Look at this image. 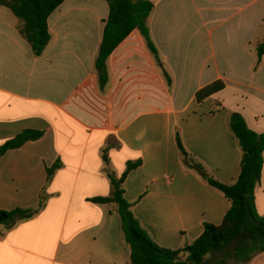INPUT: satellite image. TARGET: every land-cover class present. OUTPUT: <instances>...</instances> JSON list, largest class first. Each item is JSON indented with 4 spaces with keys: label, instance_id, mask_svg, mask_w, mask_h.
I'll list each match as a JSON object with an SVG mask.
<instances>
[{
    "label": "crops",
    "instance_id": "0c3cea01",
    "mask_svg": "<svg viewBox=\"0 0 264 264\" xmlns=\"http://www.w3.org/2000/svg\"><path fill=\"white\" fill-rule=\"evenodd\" d=\"M148 1L161 68L133 31L109 56L103 91L94 61L109 13L104 0H63L47 19L51 39L38 58L0 6V145L25 130L43 132L0 158V211L43 200L31 218L3 229L0 264H130L116 207L92 200L108 196L109 176L120 178L138 160L124 179V198L157 246L181 249L205 224L222 223L229 203L207 178L231 185L240 174L229 116L238 113L264 133V78L253 70L264 0ZM217 80L225 88L198 103L196 92ZM177 134L206 178L183 163ZM57 162L48 179L46 169Z\"/></svg>",
    "mask_w": 264,
    "mask_h": 264
},
{
    "label": "trees",
    "instance_id": "16d2710c",
    "mask_svg": "<svg viewBox=\"0 0 264 264\" xmlns=\"http://www.w3.org/2000/svg\"><path fill=\"white\" fill-rule=\"evenodd\" d=\"M104 1L108 5L109 13L104 21L101 43L94 61L100 91H103L109 80L107 70L109 56L133 31L140 33L157 66L161 68L158 51L148 27L154 5L148 0ZM62 2L63 0H0V6L8 9L18 20L19 35L38 58L42 56L51 39L47 19ZM255 53L256 62L260 64L264 56V38L258 43ZM163 76L167 86H170L171 79L165 71ZM224 88L221 80L214 81L198 90L195 99L202 103ZM228 125L242 153L240 174L231 185L221 184L211 177L207 178V183L224 195L229 203V209L219 226L205 224L202 234L183 248L169 250L157 246L133 216L131 205L124 198V179L128 173L141 166V161L128 162L120 178L109 176L111 187L109 195L92 200L97 204L116 207L123 239L130 249V264H206L212 258H216L212 264H245L255 254L264 253V215L256 212L254 202V190L260 181L263 166L264 133L257 134L251 131L238 113L229 116ZM42 136L41 131H22L0 145V158L7 151L19 149L28 142L39 140ZM175 141L185 166L206 175L203 168L193 163L178 134ZM103 158L106 160L105 155ZM58 168L60 164L57 162L46 169L48 179ZM42 204L41 198L36 208L0 211V236L3 229L31 218Z\"/></svg>",
    "mask_w": 264,
    "mask_h": 264
},
{
    "label": "rangeland",
    "instance_id": "374dc122",
    "mask_svg": "<svg viewBox=\"0 0 264 264\" xmlns=\"http://www.w3.org/2000/svg\"><path fill=\"white\" fill-rule=\"evenodd\" d=\"M204 56L207 58L209 57V63L207 64V66H209L212 62V56H211V52L204 54ZM248 58V57H247ZM253 59H254V67L253 70L255 71H259V74H257V78H264V60L262 62V64H257L256 62V53H253ZM249 60V58L247 59ZM247 60H245L247 62ZM216 260V258H212L208 263L206 264H212L214 261ZM245 264H264V253H259V254H255L254 256H252V258L246 262Z\"/></svg>",
    "mask_w": 264,
    "mask_h": 264
},
{
    "label": "water",
    "instance_id": "95a60500",
    "mask_svg": "<svg viewBox=\"0 0 264 264\" xmlns=\"http://www.w3.org/2000/svg\"><path fill=\"white\" fill-rule=\"evenodd\" d=\"M203 178H206V176L204 175Z\"/></svg>",
    "mask_w": 264,
    "mask_h": 264
}]
</instances>
